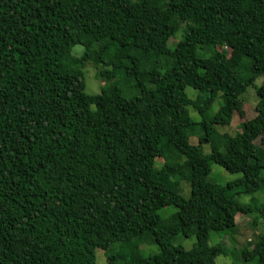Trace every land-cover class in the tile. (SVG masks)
<instances>
[{"label": "trees", "instance_id": "trees-1", "mask_svg": "<svg viewBox=\"0 0 264 264\" xmlns=\"http://www.w3.org/2000/svg\"><path fill=\"white\" fill-rule=\"evenodd\" d=\"M219 42L235 58L217 51ZM87 64L105 80L99 94L85 92ZM262 74L264 0H0V264H96L95 251L116 242L124 250L109 264L226 257L210 233H230L237 214L264 219V203L236 200L264 191V150L255 144L264 84L239 133L219 135L213 125H230ZM120 77L135 94L124 95ZM187 87L207 96L191 100ZM216 98L218 112L205 118ZM188 106L207 130L198 145L188 141ZM215 138L203 155L201 143ZM211 163L242 178L215 186L206 181ZM184 177L188 198L178 191ZM167 206L177 208L168 226L158 215ZM193 230L192 249L171 244ZM146 234L159 252L142 257ZM244 249L246 262L264 264V234Z\"/></svg>", "mask_w": 264, "mask_h": 264}, {"label": "rangeland", "instance_id": "rangeland-1", "mask_svg": "<svg viewBox=\"0 0 264 264\" xmlns=\"http://www.w3.org/2000/svg\"><path fill=\"white\" fill-rule=\"evenodd\" d=\"M175 38L170 39L169 44L174 46L177 41L182 38V31L179 30L175 35ZM218 44V45H217ZM216 44L217 51H224L227 54V58H235L233 56V51L227 48L223 43L219 42ZM83 52V48L81 46H75L72 50V54L76 57L81 56ZM241 64L247 66L249 64V60L243 59L241 60ZM84 72V82H85V92L90 95L99 94L101 88L105 84V80L98 78V69L93 67L91 64H87ZM122 79L120 87L126 95L125 89L127 88L128 93H134L133 89L129 87L131 86V81L127 80L125 77H120ZM129 84V85H128ZM264 84V74L258 77L254 84L250 86L244 95L242 96V100L237 104L235 113L232 117L231 123L228 126H220L213 125L216 133L227 134L228 136H234L235 134L241 131V123L245 120H250L256 116L255 106L257 102V97L255 93V87H259ZM186 95L191 100H195L197 97L200 98V95L205 98L207 95L200 94L198 91L191 87H187L185 89ZM135 94V93H134ZM222 102L221 99L216 98L212 103L211 107L208 109L205 118L213 117L219 110ZM187 110L189 115L195 125L187 130L188 141L191 145L200 144V139L207 138V130L202 126V116L198 114L193 107L188 106ZM218 142V139H211L208 142L201 143V151L203 155H209L212 150V143ZM255 144L259 147H262L264 150V135L257 138L255 140ZM222 151L223 148H220ZM177 160L183 161V156L176 152ZM164 157L157 158L155 160L156 168H160L164 163ZM184 176H187L188 173L184 172ZM242 178L241 174H232L227 172L224 168L216 163L210 164V172L206 177V181L214 184L215 186H227L229 183H236ZM178 191L179 194L183 198H188L190 195V182L187 177L182 178V180L178 181ZM233 190H240L238 186H234ZM252 197H255L259 204L264 203V191L255 194L254 196L246 195V194H238L236 196V200L241 204H248ZM177 212V208L174 206H167L158 211V215L161 219V222L168 226L172 224V219ZM264 234V219L255 213H251L249 215L245 214H237L235 216V227L230 233H225L223 235L217 234L216 232H211L209 235V245L213 246L217 243H224L229 252L226 257H218L216 258V264H250L246 262L242 252L247 248L248 244L252 243L255 237ZM171 244L174 246H181L185 250H190L196 244L195 232H193L185 237L181 233L175 235L171 239ZM124 250L123 244L120 242H116L112 244L107 250L97 249L95 251V263L96 264H109L107 258L111 255L118 256ZM138 251L142 257H148L154 255L159 252V246L156 244L153 236L151 234H146L139 241ZM122 258H117L114 264H121Z\"/></svg>", "mask_w": 264, "mask_h": 264}]
</instances>
